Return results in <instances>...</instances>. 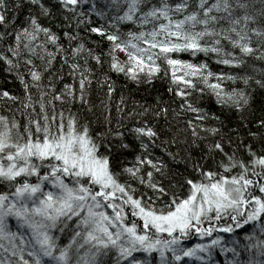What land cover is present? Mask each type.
Returning <instances> with one entry per match:
<instances>
[{"label": "snow or ice", "instance_id": "1", "mask_svg": "<svg viewBox=\"0 0 264 264\" xmlns=\"http://www.w3.org/2000/svg\"><path fill=\"white\" fill-rule=\"evenodd\" d=\"M0 63L23 88L0 91L23 118L0 115V264H217V249L223 264H264V0H0ZM105 65L109 99L111 73L140 87L170 71L177 107L141 106L130 138L57 112H90ZM181 114L185 155H154L177 140L146 118ZM194 235L205 242L188 246Z\"/></svg>", "mask_w": 264, "mask_h": 264}, {"label": "trees", "instance_id": "2", "mask_svg": "<svg viewBox=\"0 0 264 264\" xmlns=\"http://www.w3.org/2000/svg\"><path fill=\"white\" fill-rule=\"evenodd\" d=\"M11 2V0H10ZM21 16H23V13H21ZM128 30L127 26L122 28V31ZM82 35L87 36V33H82ZM92 39H96L95 37H92ZM66 44V42L62 41ZM90 47L97 48L95 44H89ZM107 42L105 41L100 47L107 51ZM100 48H97V51H99ZM125 56V55H124ZM119 58L121 60H126L122 57V53H119ZM59 60V57L57 58ZM182 59L186 61H190L193 63L197 62H203L206 58L203 56H198L193 60L192 57L188 55L182 56ZM35 63L40 66L41 62L39 60H35ZM83 63V61H81ZM93 68H96L94 62H91ZM162 63V62H161ZM210 67L213 71H220L223 66L216 65L211 60L208 61ZM162 67H167L166 65H162ZM5 66L0 63V91L7 90L11 94L16 96H22L23 95V88L19 84V81L15 79L14 76L9 75L7 72L4 71ZM25 73L28 71L27 66H25L22 69ZM224 71H228V69H224ZM67 72V69L65 68V73ZM107 72V65H105L103 70L97 69L95 72V76L93 78L92 86L89 90V93L87 95V99L89 101V105L91 106V111H87L88 105H81L78 101L75 104H65L61 105L59 102H56V110L59 112L62 108L65 110V115H68V109L70 108L73 113H79L80 118L84 122L91 121V128L93 131H99L103 128L111 127L113 129L117 128V126H120V130L125 132V136L130 138V134L128 132V129L138 126V121L140 123L144 122L145 118H141L140 116L136 115L139 111H141V106L151 105L155 106V101L157 97L162 98L164 101L172 102V107H177L179 103V98L174 97L173 94L169 93L167 91V88L170 86V71H169V77L161 80L156 79L152 85H141L140 87H137L135 84L127 81L123 75L117 76L115 73H111V78L113 81H115V88L116 90L112 93L111 99L107 96V87H101L97 83V79L102 80L103 75ZM181 73H177V75H180ZM69 83H71V79L67 78ZM44 83H47V80L44 81ZM173 88L177 87L176 85H171ZM227 87H231L230 84L226 85ZM32 94L35 96H38V92L36 89H31ZM121 97H123V102L121 101ZM261 103H264L259 96L257 98L255 107L257 110H259ZM213 108V110L216 109V105L214 101L209 105ZM18 108L17 104H13L11 101H0V115H12L13 112L16 114L17 119H23L19 112L16 111ZM38 108V105H37ZM11 109V110H9ZM119 109V110H118ZM177 110H179L177 108ZM49 111L51 109L49 108ZM259 114V111H257V115ZM191 114H181L180 117L173 118L172 115L169 117L170 124L165 122L163 119L156 121L154 120L151 115H149L146 119L149 123L153 124L160 132H161V139H171L173 136L176 138L177 143L176 145H167V144H161V141H157V146L153 149L154 155L159 156L165 160H168V157L165 155V153L161 150L162 148H169L171 151L176 152L179 151L181 156L185 155L183 152L184 144L182 141L184 138L188 135L186 132V125L184 124V120L188 119ZM235 121V117H232V122ZM167 129H170L168 131ZM198 155V153H197ZM129 160L132 159L131 156L128 157ZM170 167H172L175 170L183 171L184 170V164L183 163H177V164H171ZM225 238V240L228 239V234H222ZM66 242V240L64 241ZM204 240H200L197 236H193L191 239L187 241L188 246H195L196 243H203ZM231 255L230 253L228 254ZM214 257L217 261V264H223V261L225 259V256L219 252V249H217L214 252ZM187 259V258H186ZM190 264H200L199 261L192 260L190 261Z\"/></svg>", "mask_w": 264, "mask_h": 264}, {"label": "rangeland", "instance_id": "3", "mask_svg": "<svg viewBox=\"0 0 264 264\" xmlns=\"http://www.w3.org/2000/svg\"><path fill=\"white\" fill-rule=\"evenodd\" d=\"M122 57L126 59V56H124V54L122 53Z\"/></svg>", "mask_w": 264, "mask_h": 264}]
</instances>
